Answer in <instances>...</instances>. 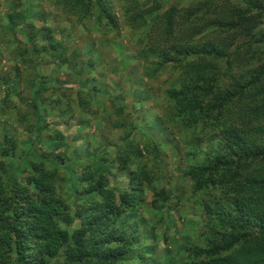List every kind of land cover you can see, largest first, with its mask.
<instances>
[{
  "label": "trees",
  "instance_id": "trees-1",
  "mask_svg": "<svg viewBox=\"0 0 264 264\" xmlns=\"http://www.w3.org/2000/svg\"><path fill=\"white\" fill-rule=\"evenodd\" d=\"M53 1L60 12L75 18L72 24L92 19L97 35L119 34L122 25L129 28L128 38L137 46L133 51L136 63L127 77L132 98L119 91V81L104 82L98 49L91 55L69 49L71 37L63 29L54 32L43 26L39 46L38 39L28 33L27 47H13L12 60H18L15 76L20 75L21 66L30 76H19L21 82L15 76L0 80V87L6 88V92L0 89V119L10 123L0 125V264L162 262L149 259L155 248L149 240L157 238L153 231L141 230L142 225H120L117 215L123 209L105 199L101 203L107 209H101V204L75 203L90 191L116 200L107 185L90 181L89 189V177L84 174L80 180L83 191L53 184L59 177L47 171L45 163L52 159L47 156L44 162L37 156L33 161L17 159L13 168L18 172H6L24 146L28 145V155L38 140V134L27 139L24 134L41 129L46 102L62 117L70 118L75 111L80 116L87 114L90 125L96 114L87 106L101 98L109 103L110 111L99 118L100 123L112 131L130 127L120 139L115 162L121 171L126 161L133 160L135 169L127 185L134 192L142 185L141 179L150 183L167 177L159 152L167 148L177 159L178 149L185 150L184 159L179 157L183 168L172 162L169 172L181 170L182 175L175 174L177 178L190 180L183 190L177 189V195L175 189V196L185 197L201 219L195 230L197 241L175 246V251L182 250L186 263L264 264V0H197L166 9L170 0ZM7 15L14 29L19 14L12 9ZM47 61L56 63L57 70L68 69L75 75L76 86L71 88L76 97L66 107L54 96L44 95L49 87L55 94L62 85L43 82L49 77L40 73L39 66L31 72L32 63ZM109 63L114 75L121 74L120 64ZM162 75L165 78L158 82L162 111L148 120L139 113L149 97L143 93L151 92L145 85ZM8 82L32 89L21 107L22 102L13 101L12 93L18 92H12ZM73 103L77 108H72ZM182 134L198 140L179 142L176 135ZM107 141L102 144L109 147L112 143ZM141 150L147 152L149 163L140 160ZM33 166L40 178L37 184L31 176ZM127 191L118 194L119 203ZM167 197L165 189L154 188L153 201H166L163 208Z\"/></svg>",
  "mask_w": 264,
  "mask_h": 264
},
{
  "label": "rangeland",
  "instance_id": "rangeland-1",
  "mask_svg": "<svg viewBox=\"0 0 264 264\" xmlns=\"http://www.w3.org/2000/svg\"><path fill=\"white\" fill-rule=\"evenodd\" d=\"M195 1L197 0H170V3L164 6V9L171 4L188 6L191 3H195ZM13 2H15V4H13ZM54 5H56V2L53 0H0V80L3 76H8L9 79H12L16 75L14 67L17 66L18 60H12L13 55H11V52L13 47L17 49L20 47H27L26 42L28 40L26 38L29 36L28 33L30 34L29 37L32 38V36H35L38 39L36 42L39 46L42 41V33L45 32L43 26H50L54 29V32H56L57 28L58 30L63 29V34L68 35L69 38L71 37L68 41L69 49L74 48L79 53L84 52L91 55L97 48L101 55L102 62L100 63L104 64L102 66L106 74L102 77L105 78L104 82L107 84L111 83L112 85L114 83H112V80L119 81V91L124 93L125 98L131 97L130 93L132 92H130V84L127 77L129 74H132L133 65L136 63L133 58V51H136L137 46L135 47L128 38L131 33L129 28L122 25L119 34L97 35L93 30L92 19H88L85 22L83 21L81 24H72L73 22L71 20L73 19L69 18L66 14L64 15ZM12 9L19 14L17 16V21H20L14 29H11L10 22L8 21L10 17L7 15ZM73 21L75 22V18ZM39 56H41V52ZM29 57L31 56L29 55ZM85 57H87V55ZM46 59L47 58L44 57L42 60L45 61ZM36 60L39 61L37 58ZM112 60L115 64L121 65L119 66L121 67V74L114 75L110 70L111 64L109 61ZM34 66H37V68L39 66L41 68L40 73L45 77H49L42 80L43 82L46 84L57 83L62 85L60 86L61 89L59 88L60 90L54 91L55 94H51L53 88L49 87L50 89L44 93L45 96H54V98L58 100V103L65 105V107L67 102H70V100L76 97V91L72 89L76 86L74 83L75 75L72 71L68 69L57 70L56 63H52L51 61L40 62V64L32 63V65H30L31 72L34 71ZM19 71V76L23 78L30 76L25 74V68L23 69L22 66L19 68ZM19 76H15L14 78L18 79V82H21L23 78L19 79ZM164 78L165 75H162L159 79L150 81L145 85L147 89H151V92L146 91V93H143V96L148 94L149 97L148 100L144 102V111H139V113H143L148 120H151L150 118H152L154 114L162 111L160 107L161 102L158 97V90L161 88L158 87V82L160 83ZM144 79L145 77H143V80ZM78 81L86 83L85 80L79 77ZM1 83L2 82H0V84ZM7 85L12 92H18L12 93L14 95L12 98L14 102H22L20 103V107L24 104V101H26L23 100V98H29L32 95V89H23L21 88V84L17 86L8 82ZM141 86H143V84H141ZM0 89L6 92L4 91V89H6L4 85H1ZM48 103L49 102H46L45 104L46 109H43L44 121L41 124V129L37 131L32 129L30 134L27 132L24 134V139L38 134V140L34 141L35 145L30 147L28 155H26V148H28V145H26V147L24 146L20 155L18 154L17 158L15 157V162L6 166V172L13 173L15 171L13 175L18 172V170H15L16 168H13V166L18 163L17 159L23 160V158L26 157L27 160L33 161V157L37 156L42 158L44 162V157L47 156L52 158L51 163L48 161V164L45 163L47 171L49 173L54 172V174H57L59 177V179L55 177L56 180H53V184H60L61 187L67 189L76 186L75 189L83 191L80 186V180L82 174H84L89 177V180L86 181V187L89 189H91L88 183L90 181L107 185L112 188L111 190L114 192L116 200H113L110 196L102 195V193L90 191L82 195V198H77L78 200L75 203L79 204L81 202V204L84 205L94 204L96 206L101 204V209H107V207L101 203L102 200L105 199L109 204H113L120 210L123 209L117 215L122 221L120 225H142L140 227L141 230L147 232L153 231L155 233V237L157 238L153 241L149 240L151 245L155 246L149 259H160L162 260L160 264H188L181 254L182 250L175 251V246L184 244L187 241L189 244H194L197 241L195 240V230H198L201 219L194 213L192 205L183 200L185 197L178 198L175 196V189L177 195V189L180 188L183 190L182 187L188 185L190 180L185 181L183 178H181V180L177 178L175 174L179 173L182 175L181 170L178 172L173 171V173L169 172L171 171L170 164L172 162L180 168H183L184 161L180 160L179 157L184 159L185 150L183 148L178 149V153L175 155L177 159H174L171 151L167 148L159 152L158 156L164 159L162 164L164 165L167 177L161 180L151 181L150 183H148L147 180L141 179L140 183L142 185L134 192L130 189L131 184L130 186L127 185L129 178H131V171L135 169L132 165V163L134 164L133 160L126 161L121 171H117L116 166L118 162H115L116 154L118 150L121 149V145H119L120 139L123 138L122 136L126 135V130L130 131V127H117L112 131V129H109L108 126L101 124L99 121V118L103 115L108 116L110 111L109 103L101 98V100L96 103L92 101L90 107L87 106V108H90V110L96 114V117L93 116V118H91L92 121L90 125H88L89 116H87V114L80 116L78 112L75 111L76 114H73L70 118H66L65 116L62 117L61 115H57L55 113L56 109L54 107L51 108ZM72 108H77V105L73 103ZM21 110H23V108H20V111ZM151 114L153 115L152 117ZM110 118H114V116H110ZM5 120L6 119H0V125L4 124V126H9L10 123H5ZM144 122L145 121H142V123ZM107 123H109V121ZM159 126L160 124L158 127ZM158 127L156 126L155 128L158 129ZM156 129L152 130L151 133H154L153 131H156ZM176 138L179 142H185L187 140L191 143H196V140H198L196 136L188 137L185 134L176 135ZM136 139H138L136 141L142 144L139 137ZM102 140H108L107 142L112 144L106 147L102 144ZM140 154V160H145L149 163L147 152L141 150ZM62 158H64V160ZM35 162H37V160ZM55 162H59V165H53ZM172 170H174V168ZM17 176L19 175H16V177ZM31 176L35 183L40 182V178L37 177L38 172L35 171L34 166ZM86 182L83 181V183ZM122 188L128 191L123 194V199L119 203L118 194L123 193ZM154 188L156 190L161 188L166 190L168 193L167 199H169V201H167V207L163 208V204L166 201H153ZM117 189H119L120 192H117ZM70 195L73 196V194ZM127 202L133 203L127 205ZM126 205L127 208H125ZM197 264H199V262Z\"/></svg>",
  "mask_w": 264,
  "mask_h": 264
}]
</instances>
